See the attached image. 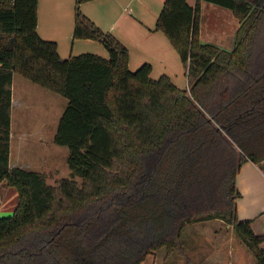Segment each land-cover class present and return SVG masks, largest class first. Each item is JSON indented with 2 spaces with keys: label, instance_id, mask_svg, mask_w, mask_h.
<instances>
[{
  "label": "trees",
  "instance_id": "1",
  "mask_svg": "<svg viewBox=\"0 0 264 264\" xmlns=\"http://www.w3.org/2000/svg\"><path fill=\"white\" fill-rule=\"evenodd\" d=\"M74 0L72 39L107 51L62 58L36 30L38 0H0V183L16 204L0 216V264H141L163 246L191 262L182 232L218 218L264 264V232L237 216L235 176L264 160V0H205L238 19L231 47L199 38V1L163 0L152 30L184 67L187 88L129 53ZM17 73L67 99L52 142L68 177L54 183L10 166L12 82ZM78 178V179H77ZM79 180V181H78Z\"/></svg>",
  "mask_w": 264,
  "mask_h": 264
},
{
  "label": "crops",
  "instance_id": "2",
  "mask_svg": "<svg viewBox=\"0 0 264 264\" xmlns=\"http://www.w3.org/2000/svg\"><path fill=\"white\" fill-rule=\"evenodd\" d=\"M162 2L163 0H87L80 3L79 7L101 29L111 32L125 45L129 53L128 66L133 54L132 60L138 65L144 61L150 63V76L154 68H159V71H162L161 74H167L172 80L167 68L170 67V62H176L174 59L175 51L162 32L152 30ZM187 2L193 6L196 0H187ZM73 6L74 0H38L37 2V33L42 38L56 41L59 55H61V49L63 52L67 51L68 56L74 54L75 46L78 49L84 46H94L92 42L96 41L89 38L72 39ZM238 24V19L229 8L205 0L199 1V38L201 41L213 43L223 48L231 47ZM65 40L70 41V47L67 50H65ZM88 51L101 54L98 50ZM13 84L14 76L9 164L12 167L20 166L31 169L30 164L23 163V157L20 154L15 159L13 157L14 134L17 135V131L19 132L17 136V142L20 139L19 143L43 141L46 138L52 139L57 122L49 123L50 113L44 114L39 127L34 128L32 122L35 121V118H31L26 112V108L31 107V104L25 105L20 102V111L23 110L24 113L19 120L15 118V127L17 125H21V127L19 129L16 127L14 131L13 112L17 99ZM180 88L183 87L180 86ZM21 99L24 100V98ZM37 171L43 172L41 169ZM235 185L240 192V196L236 199L238 218L252 219L251 227L254 232L257 231L254 229V224L264 229V219H261L264 216V173L255 163L246 160L236 173ZM227 225L229 226L226 223ZM191 234V256L200 258L202 260L200 264H222L221 255L223 253H226L227 257H231L227 264H245V260L249 261V255H243V251L232 236L233 234L236 236L235 233H231V235L228 233L227 240H220L219 237L216 238L215 236L210 237L209 233ZM260 246L264 248V242H261ZM151 254L154 252L148 254L141 264H145ZM188 259L190 260L189 257Z\"/></svg>",
  "mask_w": 264,
  "mask_h": 264
},
{
  "label": "rangeland",
  "instance_id": "3",
  "mask_svg": "<svg viewBox=\"0 0 264 264\" xmlns=\"http://www.w3.org/2000/svg\"><path fill=\"white\" fill-rule=\"evenodd\" d=\"M94 46H84L78 49L76 46L74 47V54H77V50H98L102 56H107V51L102 46L101 43L98 41L92 42ZM65 50L69 49L70 41L65 40L64 42ZM83 48V49H82ZM230 47H227L229 49ZM61 57L65 58L67 56V51L63 52L61 49ZM175 51V50H174ZM76 52V53H75ZM85 52V51H83ZM93 52V51H89ZM96 53V52H95ZM99 54V53H97ZM178 54L175 51L174 59H176L175 63L170 62V67L167 68V72H169L172 76V81L178 86L186 88V75L184 74V67L178 58ZM133 58V54H132ZM130 61L129 68L131 70L135 69L138 66L134 60ZM173 60V59H172ZM159 68H154L151 77L156 78L161 74ZM14 92L16 95V102L15 108L13 112V119H14V131L16 127L18 129L21 127H15V118L19 120L23 116L24 111H20V102L26 104H31V107L26 108V112L31 118H35V121L32 122L33 127H39L42 117L44 114L50 113L49 116V123H56L58 116L60 115L62 109L64 108L67 99L55 92H52L36 83L31 82L27 78L14 73ZM21 98H24L22 101ZM19 102V103H18ZM20 115V116H19ZM40 115V117H39ZM17 116V117H16ZM39 119V120H37ZM47 132V131H46ZM17 135L14 134L12 146L14 152V159L17 157L18 154L23 157L24 164H30L31 169L39 170L41 169L43 174L45 175V179L48 183L52 184L60 177H68L69 176V169L66 165V153L67 148L65 146L57 145L52 142L51 138H46L43 141H28L25 143L17 142ZM19 151V152H18ZM260 170L264 173V160L256 164ZM78 179V178H77ZM79 181V180H78ZM1 184V183H0ZM16 204V191L13 186L7 185L4 181L2 185H0V216H5L11 214L14 210V205ZM260 219V218H258ZM264 219V216L261 217ZM254 229L257 230L256 232L262 233L264 229L259 225L255 226ZM261 229V230H260ZM191 233H209L210 237L220 238V240H227V236L229 234L234 233L231 225H227L222 220L216 218L214 220H207L196 222L191 225H187L183 232H182V239L184 241L186 255L190 258L191 262L193 263H200L202 260L200 258H195L191 256V240L192 234ZM218 233V234H217ZM228 234V235H227ZM236 242L238 243L240 249L243 251V255H249V261H244L245 264H254V258L252 254L247 250L246 246L236 237L234 234L232 235ZM215 239V238H214ZM264 242V241H263ZM229 255V253H227ZM165 256V249L163 246L154 250V254H151L145 264H162V260ZM185 257L179 256L175 253L168 255L166 261L168 264H183L185 261ZM227 257L226 253L221 255V263L227 264L230 260ZM153 260V261H152Z\"/></svg>",
  "mask_w": 264,
  "mask_h": 264
}]
</instances>
